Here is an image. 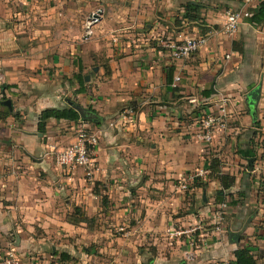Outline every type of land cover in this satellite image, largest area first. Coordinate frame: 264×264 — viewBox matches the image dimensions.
Masks as SVG:
<instances>
[{
  "label": "crops",
  "instance_id": "1",
  "mask_svg": "<svg viewBox=\"0 0 264 264\" xmlns=\"http://www.w3.org/2000/svg\"><path fill=\"white\" fill-rule=\"evenodd\" d=\"M100 1L106 5L98 10L96 36L99 27L111 24L105 17L110 12L116 32L140 29L141 16L147 15L151 39L166 29L160 21L168 23L182 3L200 4ZM86 2L0 0V264L11 248L19 264H90L93 258L84 249L92 243L96 264V245L108 230L90 229L88 217L109 219L112 226L131 223L128 242L143 231L152 242L148 247L155 249L139 255V264H233L239 250H246L254 264H264V148L258 146L264 141V26L245 18L230 36L224 31L226 12L243 8V0L200 4L207 45L187 60L175 61L151 39L124 42L116 32L112 40L86 36L81 24ZM160 13L168 16L162 19ZM122 16L135 21L128 24ZM104 47H109L106 56ZM104 57L107 64L97 65ZM176 76L181 77L178 87L173 86ZM260 83L253 116L245 96ZM185 96L190 104L183 107ZM8 100L11 107L4 104ZM70 108L79 113V121L49 119L45 132L39 131L44 111ZM127 108L135 109L134 122L111 127ZM222 112L228 119L225 131L217 132L209 145L199 140L197 120L204 113ZM83 123L99 136L98 170L92 179L83 169L56 161V152L75 142ZM215 158L221 175L235 178L231 188L200 179L189 183V194L180 189L189 176L211 171ZM100 193L107 197L108 209L103 210ZM224 202L226 219L218 229L214 214ZM188 219L204 220L209 232L205 245L192 249L170 238L174 228L190 224ZM232 233L239 235L237 241ZM113 253V264L124 261L119 248ZM188 253L195 254L193 262L187 261ZM60 254L69 260L62 261Z\"/></svg>",
  "mask_w": 264,
  "mask_h": 264
},
{
  "label": "built area",
  "instance_id": "2",
  "mask_svg": "<svg viewBox=\"0 0 264 264\" xmlns=\"http://www.w3.org/2000/svg\"><path fill=\"white\" fill-rule=\"evenodd\" d=\"M258 0H243V8L238 10H229L226 12V20L224 24V31L230 35H235L241 26L242 21L245 18L251 17V12L249 8L255 4ZM97 21L98 19H94ZM208 39L204 36H183L176 40H168V42H163V50L168 51L171 57L175 61H184L190 58L192 55L199 52L203 47L207 45ZM181 81L180 76L174 78V87H178ZM194 101V100H193ZM192 101V102H193ZM136 119V111L134 108H127L118 117L117 122H111L110 126L114 127L117 124H125L127 122L132 123ZM197 132L196 136L199 140L211 144L216 136L217 132H224L228 126L227 114L222 112V114H206L199 118L196 122ZM99 145V136L93 130H91L84 123L80 126L77 131V136L75 142L56 152V161L62 167L68 169H83L85 177L87 179H92L95 172L98 170L97 162L95 159L97 148ZM209 171H200L196 174L197 177H204L209 175ZM209 177V176H208ZM195 176H192V180ZM187 184L180 186L182 191L187 190ZM228 208L227 202L219 205L216 213L214 214V227L218 229L225 223L226 211ZM171 239H176L180 244L185 245L186 243L193 248L195 243V248L199 247V244L205 245L207 237H209V232L204 220L193 222L184 227L174 228L169 232ZM198 239V243L196 240ZM186 240V243H185ZM2 264H19V258L16 254V250L11 248L5 254ZM219 264H231V262L224 260Z\"/></svg>",
  "mask_w": 264,
  "mask_h": 264
},
{
  "label": "rangeland",
  "instance_id": "3",
  "mask_svg": "<svg viewBox=\"0 0 264 264\" xmlns=\"http://www.w3.org/2000/svg\"><path fill=\"white\" fill-rule=\"evenodd\" d=\"M112 1V0H111ZM135 1V0H134ZM180 1L182 0H177V2L179 3ZM183 1H191V0H183ZM195 1V0H194ZM198 1V0H196ZM200 1V4L202 5H207L208 6H216V5H221L220 4V1L221 0H199ZM123 4L126 2V0H122L121 1ZM83 5V4H82ZM106 3H103L101 2L100 0H87L85 6L87 7L88 11L86 12L85 16L82 15L81 17L84 18L82 19L81 18V24H82V27L86 28L85 31L83 32L86 36H89V37H93L95 35V37L97 36H100L104 39L108 38L109 40H112L111 39V36L114 35V33L117 31V30H114L112 24V16L110 14V12H108L106 14V18L109 19L106 23H111L108 28L106 27H99V35L96 36V31H95V28L97 26H99V19L97 21H95L93 19V16L95 14H98V12L101 10H103V6H105ZM186 5V4H185ZM185 5L182 3L181 6L179 7L178 10H175L174 13L171 14V19L169 20L168 19V23L167 21H160V22H164V26L166 27V29H162L160 33H157L155 35V39H151L147 36V34H149V32L147 31L148 28H147V25L148 24H152L150 23V19L149 21H146L147 19V15L146 16H141L142 18L141 19H144L143 17H145L144 21L143 22V27H141L140 29H131L130 30H126L125 32L124 31H118L116 32L117 35H120L121 34V38L124 42H127V41H130V40H145V39H151L150 41V44H152L153 46L157 47L158 49H162L164 48L163 47V42H168V40H176L177 38H180V35H182L184 33V36H190V37H195L197 35H199V33L197 31H195V27L198 28V30L200 31V35L206 37V32H204V30L206 29L207 30V23H206V17H205V11L202 10L201 12V20L198 21L197 23H192L188 20H186L184 18V8H185ZM181 8V9H180ZM99 10V11H98ZM169 13V12H168ZM137 18L139 15H136ZM168 16V15H167ZM166 16V17H167ZM127 16H124V19L126 18ZM160 17L162 19H166L165 15L160 13ZM71 19H76L75 16H69L68 17V20H71ZM123 19V16L121 17V20H124ZM126 23L128 24H132L134 21H135V17L133 18H126ZM86 20V24L83 25V21ZM71 24L73 23H78L79 24V21H76V22H70ZM105 23V24H106ZM125 21H122V24H124ZM125 23V24H126ZM124 30V29H122ZM138 30V31H136ZM131 31V32H130ZM95 33V34H94ZM207 39H209V37H206ZM93 46V45H92ZM109 47H104V50H103V53H104V56L107 55V49ZM195 55V54H194ZM107 64V60H106V57H104L103 59H101L99 62H97V65H106ZM186 97L188 96H185L184 98V101H183V107L189 105V101L186 99ZM263 135V133H262ZM223 138L225 139L226 136L224 135ZM209 145V144H208ZM258 146L259 147H263L264 148V141L262 142H258ZM225 149V147L223 148V150ZM223 152V151H222ZM97 153V152H96ZM219 153V152H218ZM217 152L214 153L215 156H218ZM212 157H214L212 155ZM95 159H96V156H95ZM217 159V158H215ZM213 160V159H211ZM97 162V161H96ZM199 172V171H198ZM198 172H196L195 174H193L192 176H195V179L192 180V176H189L188 177V180H186L185 184H187V186L189 185V183H192V184H199L200 182H202L200 179L202 180H206V181H210V180H213L211 179L210 177H208L209 175L207 176H204V177H197L196 174H198ZM210 172V171H209ZM93 182V181H91ZM98 184V183H95V185ZM206 184V183H205ZM98 186H100V184H98ZM99 188V187H98ZM190 189L187 188V190L183 191L185 192L186 194L188 193L189 194V191ZM99 192H100V189H99ZM184 193V194H185ZM100 196L103 198V194L100 193ZM106 197V196H105ZM100 199V198H99ZM187 200V198H186ZM103 201V199H102ZM107 203V201H106ZM106 203H102V207H103V210L104 209H108V207L106 208ZM188 210H186L187 212ZM183 212V211H182ZM189 220V219H188ZM88 226L90 229L94 228V227H102L106 230H108V232L106 233L105 232V238L103 239L104 241L100 244V245H96V248H97V252H96V264H113L116 259H117V254L113 253V251L117 250V248H119V258L124 260L123 262L120 260V264H139V262H142L141 259L139 258V255L141 256V254L143 252H145V250L148 248L149 249V253H152L153 252V249H155V247H148V244H152L151 241H148L149 238L147 236H143L144 234L142 233L143 231H136L135 233L136 234V239H134L133 241L131 242H128V239H130V229H129V226L131 225V223L129 224L128 222H121L119 224H116L114 222V225L112 226V222L109 221V219H106L104 218L103 221H100V218L98 217H92V218H89L88 217ZM131 221V220H130ZM188 222H190V224H193V220H189ZM133 224L137 225L138 226V223L135 221ZM116 225V226H115ZM115 226V227H114ZM140 226V224H139ZM207 226V225H206ZM181 227H184V224L181 225ZM123 231H120V229H123ZM120 238L121 240L118 241L117 239ZM208 238V237H207ZM162 241V239H160ZM123 241V242H122ZM112 242H115V245H112ZM185 243H186V240H185ZM196 243H198V239L196 240ZM183 245V244H181ZM186 246L190 247L187 243L185 244ZM95 248V245L92 243V246L91 245H88L87 247H85V251L87 250L88 252H85L87 253V255L89 256V260L91 258V263L90 264H94V257L91 255L92 254V251H94L93 249ZM191 248V247H190ZM192 249H195V243L193 245V248ZM155 255V253H154ZM195 254H191V253H188L187 254V261L189 262H193L195 260ZM60 257V256H59ZM118 258V260H119ZM147 261H145L144 264H146ZM55 264V263H53Z\"/></svg>",
  "mask_w": 264,
  "mask_h": 264
},
{
  "label": "trees",
  "instance_id": "4",
  "mask_svg": "<svg viewBox=\"0 0 264 264\" xmlns=\"http://www.w3.org/2000/svg\"><path fill=\"white\" fill-rule=\"evenodd\" d=\"M202 6L199 3L189 2L184 8V18L192 23H197L201 20ZM251 22L255 26H264V0L261 1L260 5L251 12ZM108 70V69H107ZM173 70L168 73L169 83L172 84ZM84 83V78H79ZM210 96V92L207 93ZM86 118V117H85ZM49 119L67 120L76 122L80 120L79 113L70 108L65 110H54L49 109L44 111L40 116L39 131L44 133L46 130V122ZM221 163L218 159H214L210 166L209 177L213 180H217L225 188H231L235 184V178L221 175ZM94 193L99 195L98 184L95 185ZM107 197L103 196V203H106ZM235 203L233 202V205ZM236 261L233 264H254L250 255L246 250H239L235 252ZM62 261H68L69 258L66 254H60Z\"/></svg>",
  "mask_w": 264,
  "mask_h": 264
},
{
  "label": "water",
  "instance_id": "5",
  "mask_svg": "<svg viewBox=\"0 0 264 264\" xmlns=\"http://www.w3.org/2000/svg\"><path fill=\"white\" fill-rule=\"evenodd\" d=\"M100 15H101V12H99L98 14H95L93 16V19H99ZM260 95H261V83L256 89H254L253 91H251L245 96V104L252 110L253 116L257 115V107L260 101ZM4 104L9 107H11L12 105L10 100L6 101ZM93 118L94 117L89 118V119H93ZM231 237L233 240H236V241L239 239V235L236 233H232Z\"/></svg>",
  "mask_w": 264,
  "mask_h": 264
}]
</instances>
